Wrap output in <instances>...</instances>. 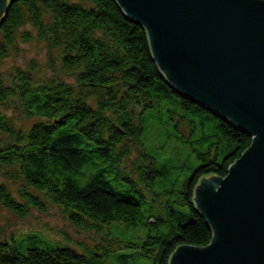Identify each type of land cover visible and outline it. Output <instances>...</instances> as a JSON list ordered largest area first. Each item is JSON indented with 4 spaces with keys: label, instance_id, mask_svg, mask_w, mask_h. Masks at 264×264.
I'll return each instance as SVG.
<instances>
[{
    "label": "trees",
    "instance_id": "obj_1",
    "mask_svg": "<svg viewBox=\"0 0 264 264\" xmlns=\"http://www.w3.org/2000/svg\"><path fill=\"white\" fill-rule=\"evenodd\" d=\"M27 20L52 47L61 49L62 65L77 75L80 92L98 99L92 107L66 82L34 87L23 71L17 86L0 84V166L17 165L28 185L60 205L67 219L84 230L120 222L152 226L155 236L142 244L128 242L127 247L156 257L154 264H169L181 245L208 246L214 233L196 208L197 185L204 177H226L252 137L168 82L147 30L116 0H11L0 21V59ZM13 97L20 99L28 119L45 121L28 132L18 131L3 112ZM158 121L174 130L173 138L191 145L190 155L177 164L169 157L160 161L163 154L145 152L140 155L145 162L138 160L141 183L174 194L163 209L165 218L155 213L156 200L150 202L141 186L118 170L132 144H144ZM182 124L188 126V140L180 134ZM109 171L122 177V188L111 184ZM183 175L182 188H171ZM22 195L25 203L0 185V202L8 210L26 216L32 207L45 209L38 196L27 190ZM21 245L23 250L17 240H0V264H108L109 253L58 248L38 235L21 240Z\"/></svg>",
    "mask_w": 264,
    "mask_h": 264
},
{
    "label": "water",
    "instance_id": "obj_2",
    "mask_svg": "<svg viewBox=\"0 0 264 264\" xmlns=\"http://www.w3.org/2000/svg\"><path fill=\"white\" fill-rule=\"evenodd\" d=\"M116 1L168 82L252 137L226 177L195 190L212 242L179 246L169 264H264V0Z\"/></svg>",
    "mask_w": 264,
    "mask_h": 264
},
{
    "label": "rangeland",
    "instance_id": "obj_3",
    "mask_svg": "<svg viewBox=\"0 0 264 264\" xmlns=\"http://www.w3.org/2000/svg\"><path fill=\"white\" fill-rule=\"evenodd\" d=\"M10 1L4 0L3 6L4 3L8 6ZM5 12L0 14V21ZM50 21L51 19H46V22ZM26 22L15 32L14 43L8 47L7 52L0 59V84L5 87L17 86L20 84L17 77L20 71H23L31 76L34 87L50 85L53 81L73 85L77 95L82 94L92 107H96L98 96H86L80 92L77 75L64 69L61 49L52 47L48 39L43 38L39 30L29 20ZM3 41V36H1L0 42ZM23 111L18 97L9 99L3 109L4 114L13 122L18 131L28 132L35 123L45 121L39 117L28 119ZM182 125L180 134L184 139L190 138L188 137V126ZM152 128V132L145 136L144 144H132L131 154L118 164V170L120 176H124L126 179L133 178L132 180L141 186L150 202L156 200L154 211L158 217L165 218L163 209H166L169 200H174V194L170 193L168 189H163L162 186L154 191L141 183L140 173L136 169L138 160H140L141 153L145 152L147 155L163 154L160 161L163 162L169 157L171 164H177L185 155H190L191 145L173 138L174 130L169 125L162 124L161 121H158L157 125ZM4 139L2 137L1 140L5 142ZM149 141L153 142L154 149L151 147L152 142ZM143 162L145 161L141 159L140 163ZM146 166L147 163L143 164L141 169H145ZM107 175L115 188H122V177L119 178L115 171H109ZM205 178L206 180H203ZM210 180L215 181L212 180V176L204 177L197 186L201 189ZM184 181H186L185 175L170 186L180 189ZM0 185L5 186L7 191L20 203L26 202L22 193L27 190L38 196L45 204L44 210L32 207L28 215L20 216L5 208L0 202V240L2 241L17 240V245L23 250L21 240H26L30 235H38L49 245L58 248H73L80 252L109 253L108 264H154L156 262V257L141 254L140 249L127 247L128 242L142 244L148 236H155L156 231L152 226L138 227L133 223L120 222L103 224L102 227L99 226L95 230L79 228L67 219L65 211L60 205L55 204L44 193L28 185L19 171V167L15 164L0 166ZM196 199L198 197L194 194V201ZM152 214H154L153 211L147 213L150 216ZM122 254H129L131 259L127 261L121 256Z\"/></svg>",
    "mask_w": 264,
    "mask_h": 264
}]
</instances>
